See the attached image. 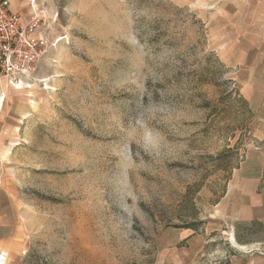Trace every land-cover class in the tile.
Masks as SVG:
<instances>
[{
  "label": "rangeland",
  "instance_id": "1",
  "mask_svg": "<svg viewBox=\"0 0 264 264\" xmlns=\"http://www.w3.org/2000/svg\"><path fill=\"white\" fill-rule=\"evenodd\" d=\"M18 4L52 45L0 107V264H264V0Z\"/></svg>",
  "mask_w": 264,
  "mask_h": 264
},
{
  "label": "built area",
  "instance_id": "2",
  "mask_svg": "<svg viewBox=\"0 0 264 264\" xmlns=\"http://www.w3.org/2000/svg\"><path fill=\"white\" fill-rule=\"evenodd\" d=\"M43 29L36 12L25 19L12 10L8 0H0V105L5 97L3 87L26 86L50 49L52 42Z\"/></svg>",
  "mask_w": 264,
  "mask_h": 264
},
{
  "label": "crops",
  "instance_id": "3",
  "mask_svg": "<svg viewBox=\"0 0 264 264\" xmlns=\"http://www.w3.org/2000/svg\"><path fill=\"white\" fill-rule=\"evenodd\" d=\"M8 1L12 10L19 12L23 18L26 19L32 13L30 9L29 13L25 14L23 7L18 4L19 0ZM3 90L10 94L13 89L3 87ZM8 157L6 141H0V252L6 245L14 244L22 235L16 186L5 166Z\"/></svg>",
  "mask_w": 264,
  "mask_h": 264
},
{
  "label": "bare ground",
  "instance_id": "4",
  "mask_svg": "<svg viewBox=\"0 0 264 264\" xmlns=\"http://www.w3.org/2000/svg\"><path fill=\"white\" fill-rule=\"evenodd\" d=\"M21 85H19L18 87H20Z\"/></svg>",
  "mask_w": 264,
  "mask_h": 264
}]
</instances>
